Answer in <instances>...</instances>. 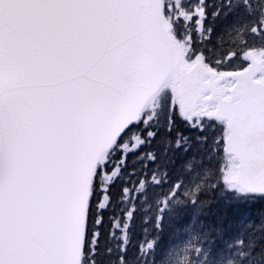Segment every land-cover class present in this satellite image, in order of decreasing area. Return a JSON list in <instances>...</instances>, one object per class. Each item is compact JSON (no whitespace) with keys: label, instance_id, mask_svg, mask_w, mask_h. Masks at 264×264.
<instances>
[{"label":"snow or ice","instance_id":"6c2138e0","mask_svg":"<svg viewBox=\"0 0 264 264\" xmlns=\"http://www.w3.org/2000/svg\"><path fill=\"white\" fill-rule=\"evenodd\" d=\"M0 264H264V0H0Z\"/></svg>","mask_w":264,"mask_h":264},{"label":"trees","instance_id":"16d2710c","mask_svg":"<svg viewBox=\"0 0 264 264\" xmlns=\"http://www.w3.org/2000/svg\"><path fill=\"white\" fill-rule=\"evenodd\" d=\"M241 207H243V206H241Z\"/></svg>","mask_w":264,"mask_h":264}]
</instances>
